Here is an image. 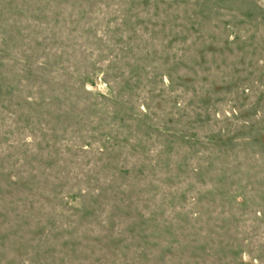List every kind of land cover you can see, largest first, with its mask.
I'll list each match as a JSON object with an SVG mask.
<instances>
[{"label": "rangeland", "instance_id": "rangeland-1", "mask_svg": "<svg viewBox=\"0 0 264 264\" xmlns=\"http://www.w3.org/2000/svg\"><path fill=\"white\" fill-rule=\"evenodd\" d=\"M0 264H264V0H0Z\"/></svg>", "mask_w": 264, "mask_h": 264}]
</instances>
